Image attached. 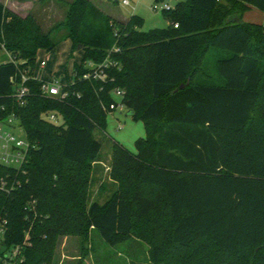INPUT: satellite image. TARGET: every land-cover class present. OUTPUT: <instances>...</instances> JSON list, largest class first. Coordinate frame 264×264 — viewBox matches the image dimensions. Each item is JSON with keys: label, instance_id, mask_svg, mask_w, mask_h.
Masks as SVG:
<instances>
[{"label": "trees", "instance_id": "1", "mask_svg": "<svg viewBox=\"0 0 264 264\" xmlns=\"http://www.w3.org/2000/svg\"><path fill=\"white\" fill-rule=\"evenodd\" d=\"M251 7L264 12V0H182L162 9L167 27L142 31L137 15L121 22L70 0L52 30L65 29L68 58L78 45L82 57L56 98L33 74L37 52L58 43L51 30L0 2L10 57L0 61V122L16 118L28 142L20 168L0 163L1 256L26 240L22 264H53L60 237L97 230L110 245L146 242L160 264H264V23L243 20ZM107 59L113 81L83 78ZM116 87L146 135L135 153L113 142L116 189L100 203L88 191L101 160L94 132L107 127Z\"/></svg>", "mask_w": 264, "mask_h": 264}, {"label": "rangeland", "instance_id": "2", "mask_svg": "<svg viewBox=\"0 0 264 264\" xmlns=\"http://www.w3.org/2000/svg\"><path fill=\"white\" fill-rule=\"evenodd\" d=\"M1 1L8 2L10 5L18 7L19 12H17V14L24 17L23 15L26 13V0ZM103 1L109 6L108 9L115 11V16H118L116 11L120 12L124 17L137 15L142 19V26L139 29L148 31L150 29L167 27L169 21L163 15V6L168 5L169 7H173L178 1L182 0H130V5L127 6L120 3L114 5L115 3L109 0ZM31 4V6L35 7L34 11L41 5L57 6V9L52 6L56 11H53L55 14L51 18H47L42 14L38 19L36 18L43 30H51V38L58 43L51 51L39 50L37 52L33 74L40 80L52 81L53 78H56L62 84H66L72 80L73 62H80L79 52L81 51L80 49H76L72 53V57L68 58V42L61 40L65 33V29L59 28L52 30L53 26L64 17L66 1L32 0ZM245 19L252 20L256 18L252 12H247L245 13ZM9 58L6 51L0 49V61L8 60ZM41 60H44L46 63L43 67L39 65ZM113 97L115 100L119 98L116 95H113ZM14 124L16 126V123ZM9 131L13 132L17 138L24 139L23 133L19 131L18 128H11ZM94 135L102 146L101 160L94 164L88 191L91 200L102 203L109 198L116 189V184L110 179L111 146L113 142L119 143L129 152L135 153V140L144 137L146 135V130L141 119L134 120L126 110L116 109L108 113L105 131L96 130ZM53 264L160 263L152 261L150 246L144 241L131 239L117 245H110L102 239L97 230H93L84 237L79 235H66L60 237L55 250Z\"/></svg>", "mask_w": 264, "mask_h": 264}, {"label": "built area", "instance_id": "3", "mask_svg": "<svg viewBox=\"0 0 264 264\" xmlns=\"http://www.w3.org/2000/svg\"><path fill=\"white\" fill-rule=\"evenodd\" d=\"M113 3H120L124 6L130 5V0H109ZM164 9H169L168 5L163 6ZM174 27H177V24L174 23ZM40 67L46 65L44 60L39 62ZM116 65L115 62L107 59L103 63L100 64H93L91 62L88 63V67L90 71L84 74L83 78L89 79L92 78L96 81L101 82H108L113 81V77L109 75V68L114 67ZM21 83L17 88L14 96L18 100L19 104H24L25 97L28 94V88L24 85V82L27 80V76L22 74L21 76ZM41 92L44 95L49 97H56V98H65L67 96V92L63 90V86L58 79L53 78L52 81H45L41 80ZM112 95H116L118 100L114 99V102L109 104V110L112 112L116 109L119 110H126L122 98L124 95V90L121 88H113L111 91ZM114 98V97H113ZM127 111V110H126ZM45 118L49 121L54 123H61V119L59 115L55 112L48 113ZM16 123V126L15 124ZM11 128H18L19 131L22 132L21 128L18 125V121L13 116H9L4 121L0 122V163H3L8 166L20 168L21 164L25 160L26 152L28 149V142L24 136V139L17 138L13 132L9 131ZM23 133V132H22ZM24 135V134H23ZM6 183L2 181L0 183V188H5ZM6 189V188H5ZM5 222H0V240L3 239L4 231H5ZM24 243L21 245H15L10 247L4 256L2 257L0 254V260H2L5 264H22L23 257H22V249L24 247ZM1 250V248H0Z\"/></svg>", "mask_w": 264, "mask_h": 264}, {"label": "crops", "instance_id": "4", "mask_svg": "<svg viewBox=\"0 0 264 264\" xmlns=\"http://www.w3.org/2000/svg\"><path fill=\"white\" fill-rule=\"evenodd\" d=\"M1 1V0H0ZM66 2H69L70 0H65ZM96 4H98V6L108 15H110L112 18L116 19V20H119V21H126L129 17H124L120 12L116 11L117 15L118 16H115V11H111L109 8L108 5H106L105 1L103 0H93ZM2 2V1H1ZM32 0H26V15L29 14V13H32L37 19L38 17L42 14L44 16H46L47 18H51L52 16H54V12L56 11L57 9V6L56 5H41V6H38L37 7V10L34 11L35 7L34 6H31ZM5 6H7L8 8H10L13 12L17 13L19 12L18 10V7L16 6H12L10 5L8 2H2ZM45 4V3H44ZM113 4V3H112ZM118 3H115L114 5H116ZM29 5V6H28ZM52 6H54L56 9H54ZM54 11V12H53ZM247 12H252L254 17L256 19H252V20H246L245 19V13ZM243 14V20L244 21H248V22H258V23H264V12H261L260 10L254 8V7H251L250 10H247ZM25 14L23 16H25ZM19 15V14H18ZM21 16V15H20ZM63 41H67L68 42V55H69V52H70V49H71V42L69 39H64ZM80 53V60H81V57H82V51L79 52ZM74 58V57H73ZM74 63V62H73ZM73 70V69H72ZM35 77V76H34ZM36 79H39L37 77H35ZM40 80V79H39Z\"/></svg>", "mask_w": 264, "mask_h": 264}, {"label": "water", "instance_id": "5", "mask_svg": "<svg viewBox=\"0 0 264 264\" xmlns=\"http://www.w3.org/2000/svg\"><path fill=\"white\" fill-rule=\"evenodd\" d=\"M77 49L79 50V49H81V45H78L77 46ZM183 85H181L180 87H182Z\"/></svg>", "mask_w": 264, "mask_h": 264}]
</instances>
